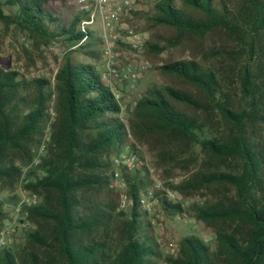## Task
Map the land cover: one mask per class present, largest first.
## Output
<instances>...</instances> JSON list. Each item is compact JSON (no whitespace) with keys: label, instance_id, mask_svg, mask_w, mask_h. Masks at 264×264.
Listing matches in <instances>:
<instances>
[{"label":"trees","instance_id":"1","mask_svg":"<svg viewBox=\"0 0 264 264\" xmlns=\"http://www.w3.org/2000/svg\"><path fill=\"white\" fill-rule=\"evenodd\" d=\"M3 5V31L29 48L21 71L0 67V230L19 186L39 201L21 207L22 243L17 235L1 250L0 264H264V0H158L131 11L162 85L126 120L95 66L78 59L103 58L86 12L67 0ZM52 45L63 49L56 71L30 76L35 61L45 70ZM124 153L132 167L114 163ZM148 189L165 217L209 229L214 249L187 235L163 256L140 202Z\"/></svg>","mask_w":264,"mask_h":264},{"label":"rangeland","instance_id":"2","mask_svg":"<svg viewBox=\"0 0 264 264\" xmlns=\"http://www.w3.org/2000/svg\"><path fill=\"white\" fill-rule=\"evenodd\" d=\"M67 1L68 3L77 5V0ZM157 1L158 0H138L134 4L133 11L138 13H147L152 9L155 2ZM0 8L5 14L9 12V9L3 5V0H0ZM122 23H124L126 27H131L136 31L138 29L136 25L140 27L143 25V21L134 18L132 13H130L127 17H124L122 19ZM88 27L89 30L98 37H101L104 33L102 23L99 18H96L93 24L88 25ZM142 33L144 34V37H146L145 33ZM123 43L128 47H118L115 50V61L117 65L121 68L130 67L134 72L140 75L137 80L136 88L132 91L129 90L125 85H119V89L122 91V93H124L123 99L121 100V117L126 120L135 101H137L140 95L149 87L162 85V78L153 65L144 57L142 49L139 51L133 50L128 44H126V40L123 41ZM23 45L28 47L24 37L13 30L3 31V28L0 25V67L2 69L21 71L22 64H24L26 59L22 50ZM62 56L63 49L58 45H52L46 51L45 70H38L40 68V63L35 61L34 67L29 69L30 76L51 75L58 68ZM78 59L84 62H90L93 66H95L96 73L99 74L104 67V58H101V60L98 62H92L89 58L81 56H79ZM123 155L125 156L126 154L124 153ZM143 158L147 163L152 161L151 155L147 152L143 153ZM150 172L153 180H160L157 176V173L154 171L152 172V170ZM182 178L183 177L180 175L170 178L169 181L177 184ZM114 186L115 188H118L119 184L115 183ZM197 200L198 199L195 198L193 201ZM190 202L191 200L182 201L181 203L184 207H187ZM147 206L143 207L149 212V218L152 221L154 234L160 244V249L163 256H176L180 249V242L182 238L187 235L199 237L204 243L207 244L208 247L214 249L213 234L209 229L205 228L202 223L196 222L194 219L189 217H165L154 201L148 202ZM19 234L20 232L18 235ZM20 235L16 241L19 244L22 243Z\"/></svg>","mask_w":264,"mask_h":264},{"label":"built area","instance_id":"3","mask_svg":"<svg viewBox=\"0 0 264 264\" xmlns=\"http://www.w3.org/2000/svg\"><path fill=\"white\" fill-rule=\"evenodd\" d=\"M137 1L138 0H77L78 9L86 12L90 17L86 26L92 25L96 18L101 20L104 31L101 36L103 41L102 53L104 67L100 73V79L103 84L109 88L114 99L120 104L123 93L119 89V85H125L132 91L136 88L137 80L140 75L134 72L130 67L121 68L117 65L115 61L117 41L123 43V41L126 40V44L136 51L141 50L146 41V37H144L142 32L136 31L131 27H126L124 23H122V19L133 11L134 4ZM44 140H46V136L35 152L36 154L33 160L35 163H37L44 154ZM120 161L132 167L134 158L122 155L120 158L114 159L115 164H118ZM153 181V189L158 190L161 188L160 181L155 179ZM153 189H148L146 194L142 196L140 201L142 206L146 207L148 202H152ZM17 195L19 198L18 203L9 210L8 217L0 230V251L10 247L18 233L28 226L21 216V207H32L39 201L36 194L29 193L22 189L21 186H19L17 190ZM167 197L168 200L173 203L178 204L182 202V199L174 192L167 191ZM125 205L126 199L122 197L118 210L124 208Z\"/></svg>","mask_w":264,"mask_h":264},{"label":"crops","instance_id":"4","mask_svg":"<svg viewBox=\"0 0 264 264\" xmlns=\"http://www.w3.org/2000/svg\"><path fill=\"white\" fill-rule=\"evenodd\" d=\"M123 96H124V93H123ZM122 99H123V97H122Z\"/></svg>","mask_w":264,"mask_h":264}]
</instances>
